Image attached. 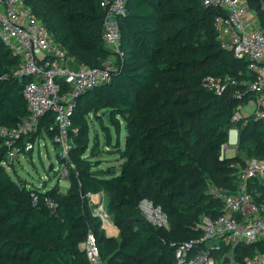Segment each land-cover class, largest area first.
Segmentation results:
<instances>
[{"label":"trees","instance_id":"16d2710c","mask_svg":"<svg viewBox=\"0 0 264 264\" xmlns=\"http://www.w3.org/2000/svg\"><path fill=\"white\" fill-rule=\"evenodd\" d=\"M22 1L74 60L71 67H99L112 55L101 38L102 0ZM201 1H127L115 69L109 81L78 98L72 113L67 164L74 159L75 168L65 193L59 178L49 189L31 186L13 166L2 165L0 151V264H87L81 244L89 231L104 264H177L175 247L202 235L200 218L221 214V202L208 188H237L243 160L239 154L220 158V150L235 109L253 98L252 74L246 60L220 48L213 26L218 12ZM246 1L264 27V0ZM19 67L20 59L0 40V127H16L29 115ZM208 76L235 84L219 95L206 87ZM87 115L99 124L102 144L96 133L89 140ZM53 120L51 114L42 118L19 144L44 137L53 142ZM237 127L238 148L246 150L243 142L251 138L247 154L264 160V122L249 117ZM102 153L114 158L107 161ZM54 168L50 175L56 178ZM101 192L118 239L107 236L87 198ZM249 192L264 201V187L256 181ZM144 201L161 210L167 228L146 218ZM251 252L237 247L235 261L243 264Z\"/></svg>","mask_w":264,"mask_h":264},{"label":"built area","instance_id":"2783aa9c","mask_svg":"<svg viewBox=\"0 0 264 264\" xmlns=\"http://www.w3.org/2000/svg\"><path fill=\"white\" fill-rule=\"evenodd\" d=\"M127 1L102 0L100 3L104 10L101 38L112 54L110 58L99 67H71L74 60L55 44L31 7L22 0H0V40L20 59L16 76L25 80L22 94L29 112L16 127H0V151L5 154L2 161L5 168L13 166L20 155H31L35 145H41V138L23 145L19 142L34 134L38 122L51 114L55 125L51 143L59 148L60 159L64 160L54 171L57 178L67 180L72 167L67 164L72 113L78 98L109 81L115 69L114 57L120 52L119 19L126 15ZM201 4L204 9L211 8L218 12L213 26L220 48L236 59L246 60L252 74L248 90L253 98L247 104L238 106L232 114L228 141L220 150V158H224L237 147L239 122L249 117L264 122V27L253 25L256 22L251 19V12L257 21L259 18L246 0H202ZM262 10L264 22V4ZM204 83L209 90L220 95L228 84L234 85L235 81L208 76ZM236 94L239 96L240 93ZM235 176L237 188L234 191L215 186L208 188L213 198L221 202V214L212 219L205 216L200 218L197 228L202 235L175 247L177 264H215L214 254L222 257L223 264H238L235 261L237 247L252 248V252L243 257V264H264V201L256 202L249 192L250 182L256 181L264 187V160H243ZM94 197L99 196L87 194L89 201ZM94 203L97 204L94 214L101 220L105 233L118 231L103 203ZM151 210L164 222L158 225L167 228V220L161 210L154 207ZM81 249L87 264H104L92 232L87 233Z\"/></svg>","mask_w":264,"mask_h":264},{"label":"rangeland","instance_id":"374dc122","mask_svg":"<svg viewBox=\"0 0 264 264\" xmlns=\"http://www.w3.org/2000/svg\"><path fill=\"white\" fill-rule=\"evenodd\" d=\"M251 19L256 22V24H253L254 26H257L259 24V20L257 21V18L253 13L251 12ZM247 104V103H246ZM87 123H88V138L90 141L93 139L94 133L99 135L100 144L103 143V136L102 132L100 130L99 124L96 122V119L92 115H87L86 117ZM78 132V129H74V134ZM250 133H247V137H249ZM75 138V137H74ZM41 142L39 144L41 145H35L32 154L31 155H20L18 157V160H16L13 164V168L16 171V174L23 180L27 181L31 186L35 187H41L42 185H46L47 189H49L56 181L57 176L53 174L50 175L49 167L51 165H54L55 167H58V159L61 158V154L59 153V148L55 145H53L47 138H41ZM251 139V138H249ZM248 140L244 141L246 150H242L241 148H238L239 144V130H238V144L237 147L230 151L228 154V157L237 156L240 155L241 160L244 159H252L250 155L247 154V150L252 148L251 142ZM74 140V139H73ZM75 141V140H74ZM73 141V142H74ZM44 143V144H43ZM93 143V141H92ZM241 149V151H240ZM101 158H108L110 161L112 160V156H107L104 153H102ZM243 162V161H242ZM53 166V167H54ZM72 168H75V160L73 159V163L71 164ZM11 169V168H10ZM8 170L10 174H12V170ZM13 176V174H12ZM59 185L61 186V192L65 193L66 189L69 187V182L67 180H59ZM99 197H94L91 201L92 204L97 205L95 202H103L104 209L106 210L107 205V196L105 193L98 194ZM104 200V201H103ZM89 201V202H90ZM152 203L150 201H144L141 204V209L143 213L146 215L147 219L154 225H158L159 223H164L161 220L158 219V217L155 215V213L151 210L152 207H155L152 205V207L149 205ZM93 207V206H92ZM94 209V207H93ZM110 218H111V212ZM161 221V222H160ZM118 234V233H117ZM114 239H118V235L112 236ZM215 264H223L221 260L219 259L218 254H214Z\"/></svg>","mask_w":264,"mask_h":264},{"label":"crops","instance_id":"0c3cea01","mask_svg":"<svg viewBox=\"0 0 264 264\" xmlns=\"http://www.w3.org/2000/svg\"><path fill=\"white\" fill-rule=\"evenodd\" d=\"M103 201H104V200H103ZM102 203H103V202H102ZM117 233H118V231L113 232V234H107V236H108V237L116 236V235H118Z\"/></svg>","mask_w":264,"mask_h":264},{"label":"water","instance_id":"95a60500","mask_svg":"<svg viewBox=\"0 0 264 264\" xmlns=\"http://www.w3.org/2000/svg\"><path fill=\"white\" fill-rule=\"evenodd\" d=\"M106 120H107V122L109 121V119H108V117H106ZM29 154V153H28ZM53 169V165H51L50 167H49V171H51Z\"/></svg>","mask_w":264,"mask_h":264}]
</instances>
